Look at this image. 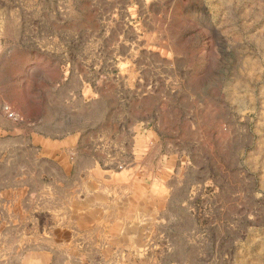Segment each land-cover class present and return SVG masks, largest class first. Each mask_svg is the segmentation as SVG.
Returning a JSON list of instances; mask_svg holds the SVG:
<instances>
[{
    "label": "rangeland",
    "instance_id": "obj_1",
    "mask_svg": "<svg viewBox=\"0 0 264 264\" xmlns=\"http://www.w3.org/2000/svg\"><path fill=\"white\" fill-rule=\"evenodd\" d=\"M0 46L65 92L0 264H264V0H0Z\"/></svg>",
    "mask_w": 264,
    "mask_h": 264
},
{
    "label": "crops",
    "instance_id": "obj_2",
    "mask_svg": "<svg viewBox=\"0 0 264 264\" xmlns=\"http://www.w3.org/2000/svg\"><path fill=\"white\" fill-rule=\"evenodd\" d=\"M24 58L25 54L16 49L0 46V170H2L0 176L17 177V183L11 180L8 183L11 186L17 185V194L19 191L23 193L24 184L40 188L42 170L52 175V178L55 177L51 168L57 166L56 161L50 159L42 161L41 156L43 152L45 158H49L60 145L54 140L57 136L55 130L57 126L47 125L57 117L53 116L54 109L49 107L45 112L43 105L49 104L52 97L63 96L65 93L64 91L57 93L51 86L50 76L46 74L49 83L37 88V82L32 78L33 66L25 62ZM35 74L44 75L40 72ZM5 104L11 106V111L18 115V119L8 116V111L4 109ZM74 131L72 129L70 134L68 133L66 143L76 141L80 133ZM85 158H87L85 155L78 156V162L73 169L79 172L87 168L90 164ZM12 192L14 191H6Z\"/></svg>",
    "mask_w": 264,
    "mask_h": 264
},
{
    "label": "built area",
    "instance_id": "obj_3",
    "mask_svg": "<svg viewBox=\"0 0 264 264\" xmlns=\"http://www.w3.org/2000/svg\"><path fill=\"white\" fill-rule=\"evenodd\" d=\"M10 116H16L14 112H10Z\"/></svg>",
    "mask_w": 264,
    "mask_h": 264
},
{
    "label": "bare ground",
    "instance_id": "obj_4",
    "mask_svg": "<svg viewBox=\"0 0 264 264\" xmlns=\"http://www.w3.org/2000/svg\"><path fill=\"white\" fill-rule=\"evenodd\" d=\"M15 114V113H14Z\"/></svg>",
    "mask_w": 264,
    "mask_h": 264
}]
</instances>
